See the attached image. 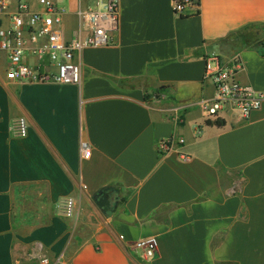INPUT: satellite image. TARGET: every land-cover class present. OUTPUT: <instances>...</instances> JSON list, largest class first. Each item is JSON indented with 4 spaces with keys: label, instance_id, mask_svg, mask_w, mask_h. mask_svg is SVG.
Masks as SVG:
<instances>
[{
    "label": "crops",
    "instance_id": "0c3cea01",
    "mask_svg": "<svg viewBox=\"0 0 264 264\" xmlns=\"http://www.w3.org/2000/svg\"><path fill=\"white\" fill-rule=\"evenodd\" d=\"M19 1L44 11L7 0L0 29ZM55 2L69 39L88 1ZM254 24L260 40L264 0H197L179 13L171 0H119L113 41L82 50L78 84L10 80L1 53L0 264H264V103L247 119L225 112L221 126L199 105L213 96L209 52L238 57L239 82L264 91V53L241 38ZM20 116L24 137L12 129ZM173 135L184 141L161 151ZM104 187L118 203L109 213L93 199ZM66 196L73 217L60 214ZM150 235L158 252L146 259L130 243Z\"/></svg>",
    "mask_w": 264,
    "mask_h": 264
},
{
    "label": "built area",
    "instance_id": "2783aa9c",
    "mask_svg": "<svg viewBox=\"0 0 264 264\" xmlns=\"http://www.w3.org/2000/svg\"><path fill=\"white\" fill-rule=\"evenodd\" d=\"M88 4L76 10L78 26L72 36L66 39L61 28L65 9L55 0H37L44 11H33L27 3L19 1L17 8L8 13L10 27L0 29V54L7 58L6 77L16 81L78 84L81 81L80 54L87 47L110 45L112 34L119 27V0H87ZM197 0H171L174 13L182 12ZM7 0H0V16L6 13ZM30 43V45H27ZM29 55L35 63L25 60ZM203 79L213 85V96L201 99L199 105L208 117L221 118L227 111L247 119L250 114L264 103V91H257L237 79L243 64L238 57L226 60L215 52L203 55ZM16 136L28 133L25 117L14 119L12 125ZM184 139L173 135L159 141L161 151L170 150ZM80 150L84 157L90 154L89 145L82 143ZM77 201L74 196H66L59 203L60 214L73 217ZM121 237V236H120ZM139 249L143 257L150 259L158 252L155 236L139 238L130 243ZM41 264H74L60 259L40 258Z\"/></svg>",
    "mask_w": 264,
    "mask_h": 264
},
{
    "label": "trees",
    "instance_id": "16d2710c",
    "mask_svg": "<svg viewBox=\"0 0 264 264\" xmlns=\"http://www.w3.org/2000/svg\"><path fill=\"white\" fill-rule=\"evenodd\" d=\"M261 24H254V25H246L244 26L241 31H242V42L243 45L246 47H250L252 45L259 44L260 45V52L264 53V37H262L260 40L256 39V35H259L262 30L261 28H255L256 26H259ZM250 27H253L250 28ZM148 93L145 94V98H147ZM208 124L214 123L218 126H221L224 121L223 119H216L214 122L211 121H207ZM114 191L113 188L111 187H104V188H100L99 190H97L94 195H93V199L95 204L104 212L109 213L111 211H113L114 206L117 203V201H111L110 197L112 196V192ZM125 198H119V203L124 202ZM215 264H233L230 262H218Z\"/></svg>",
    "mask_w": 264,
    "mask_h": 264
}]
</instances>
